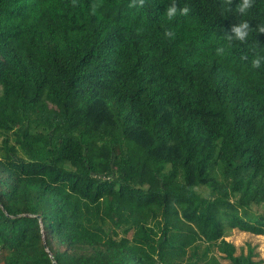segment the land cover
Instances as JSON below:
<instances>
[{
  "label": "trees",
  "instance_id": "16d2710c",
  "mask_svg": "<svg viewBox=\"0 0 264 264\" xmlns=\"http://www.w3.org/2000/svg\"><path fill=\"white\" fill-rule=\"evenodd\" d=\"M242 3L0 0V263L262 264L225 239L264 235V0Z\"/></svg>",
  "mask_w": 264,
  "mask_h": 264
},
{
  "label": "rangeland",
  "instance_id": "374dc122",
  "mask_svg": "<svg viewBox=\"0 0 264 264\" xmlns=\"http://www.w3.org/2000/svg\"><path fill=\"white\" fill-rule=\"evenodd\" d=\"M225 239L236 246V254L240 252V249L246 251V244H251V246H254L256 248V252L258 253V257L256 259H261L263 261L262 264H264V235L252 236L242 232L232 231ZM198 257L200 256L198 255ZM211 260H213L212 263L210 262ZM204 262L207 264H229L228 261L219 258L217 252H215V249L213 252H211L210 250L206 252V258ZM184 264L197 263L187 262Z\"/></svg>",
  "mask_w": 264,
  "mask_h": 264
},
{
  "label": "clouds",
  "instance_id": "9594fccd",
  "mask_svg": "<svg viewBox=\"0 0 264 264\" xmlns=\"http://www.w3.org/2000/svg\"><path fill=\"white\" fill-rule=\"evenodd\" d=\"M231 2V0H229V3ZM251 0H243V3L239 6L238 8V11L240 12H245L247 11L248 9L251 8ZM94 9H95V6H93ZM176 8L175 7H172V8H169L167 10V17L169 19L173 18L176 14ZM190 11V9L188 7H184L182 10H181V15H187L188 12ZM232 31L235 33V36H236V39L240 40V41H244L246 36L248 35V31H249V25L248 23L246 22H243L240 24L239 27H234L232 29ZM260 32H264V28H260L259 29ZM172 35L171 32H166L165 33V36H170ZM260 63H261V60L259 58H256V59H253L252 61V66L254 68H259L260 67Z\"/></svg>",
  "mask_w": 264,
  "mask_h": 264
},
{
  "label": "crops",
  "instance_id": "0c3cea01",
  "mask_svg": "<svg viewBox=\"0 0 264 264\" xmlns=\"http://www.w3.org/2000/svg\"><path fill=\"white\" fill-rule=\"evenodd\" d=\"M253 236V235H252ZM0 264H3V263H0Z\"/></svg>",
  "mask_w": 264,
  "mask_h": 264
}]
</instances>
